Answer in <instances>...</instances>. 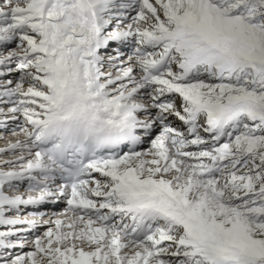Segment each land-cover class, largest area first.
<instances>
[{
    "label": "snow or ice",
    "instance_id": "obj_1",
    "mask_svg": "<svg viewBox=\"0 0 264 264\" xmlns=\"http://www.w3.org/2000/svg\"><path fill=\"white\" fill-rule=\"evenodd\" d=\"M0 264H264V0H0Z\"/></svg>",
    "mask_w": 264,
    "mask_h": 264
}]
</instances>
